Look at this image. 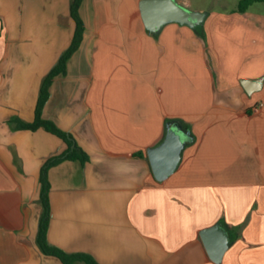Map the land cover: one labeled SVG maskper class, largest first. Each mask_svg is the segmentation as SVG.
Here are the masks:
<instances>
[{"label":"crops","instance_id":"obj_1","mask_svg":"<svg viewBox=\"0 0 264 264\" xmlns=\"http://www.w3.org/2000/svg\"><path fill=\"white\" fill-rule=\"evenodd\" d=\"M139 2L82 0V41L42 116L89 159L50 166L48 241L100 264H264V16L206 11L202 25L154 33ZM75 28L71 0H0V264H63L37 236L42 167L68 143L12 120L35 119ZM259 78L249 93L242 80ZM169 120L193 139L159 181L147 149ZM217 223L230 239L221 262L201 237Z\"/></svg>","mask_w":264,"mask_h":264},{"label":"water","instance_id":"obj_2","mask_svg":"<svg viewBox=\"0 0 264 264\" xmlns=\"http://www.w3.org/2000/svg\"><path fill=\"white\" fill-rule=\"evenodd\" d=\"M139 8L145 27L150 32H158L167 23L178 22L190 27L202 25L207 16L206 11L191 10L177 0H140ZM262 78L244 79L242 83L251 93L261 87ZM191 131L182 122L169 120L162 141L147 149L148 158L155 178L167 179L178 167L185 146L192 140ZM201 237L210 258L221 262L230 244L226 228L217 223L202 230Z\"/></svg>","mask_w":264,"mask_h":264},{"label":"trees","instance_id":"obj_3","mask_svg":"<svg viewBox=\"0 0 264 264\" xmlns=\"http://www.w3.org/2000/svg\"><path fill=\"white\" fill-rule=\"evenodd\" d=\"M255 2H264V0H240L238 4L239 12H245L250 5ZM81 3L82 0H71V14L76 22L74 36L69 47L62 53L56 65L48 72L42 81L40 95L36 106L35 119L32 122H25L18 119H14L12 121L16 122L17 126L21 128L37 129L38 127H44L48 131L60 136L68 143V149L66 152L49 158L42 167L40 177L41 191L39 199L42 205V214L37 236V243L41 250L46 254L58 257L63 264H100L92 255L88 253L67 252L66 250L55 246L48 241V226L51 215L49 200L50 181L48 177V170L51 165L57 163L63 158L78 160L81 163H85L89 159L87 152L75 142L71 134L61 129L54 121L45 119L42 116V110L49 97V89L52 81L55 76L66 72L68 59L78 49L82 41L85 25L80 14ZM186 125L189 127L188 124ZM138 155L141 156L142 154L138 153Z\"/></svg>","mask_w":264,"mask_h":264},{"label":"rangeland","instance_id":"obj_4","mask_svg":"<svg viewBox=\"0 0 264 264\" xmlns=\"http://www.w3.org/2000/svg\"><path fill=\"white\" fill-rule=\"evenodd\" d=\"M187 8L191 10L203 9V11L213 14L223 13L230 19L241 17L244 20L252 19L258 15L264 16V2H255L247 9L245 13H240L238 4L240 0H185ZM235 16V17H234ZM262 36H264L262 34Z\"/></svg>","mask_w":264,"mask_h":264}]
</instances>
